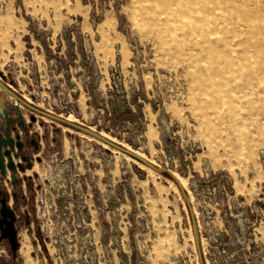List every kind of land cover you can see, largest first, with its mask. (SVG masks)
<instances>
[{"label":"rangeland","instance_id":"1","mask_svg":"<svg viewBox=\"0 0 264 264\" xmlns=\"http://www.w3.org/2000/svg\"><path fill=\"white\" fill-rule=\"evenodd\" d=\"M30 1L29 11L33 5L37 10L25 15L44 34L43 51L62 58L67 45L71 50L65 82L70 103L77 105L79 93L71 78L88 81L80 49L83 60L97 66L96 99L82 86L86 123H98L100 131L147 156L152 144L161 162L171 155L197 215L206 264H264V0ZM24 33L28 41V27ZM53 62L48 57L42 64ZM68 109L74 110L71 104ZM111 154L112 161L100 158L96 170L100 193H106L100 207L109 222L104 232L96 226L92 231L96 264H114V252L118 264H152L139 258L143 237L154 238L157 228L165 233L173 221L189 227L183 197L166 180L171 176H147L121 153ZM108 163L110 175L103 169ZM157 177L167 225L162 212L152 215L154 205L161 207ZM141 180L149 181L148 200ZM159 264L197 263L194 254L182 251Z\"/></svg>","mask_w":264,"mask_h":264},{"label":"crops","instance_id":"2","mask_svg":"<svg viewBox=\"0 0 264 264\" xmlns=\"http://www.w3.org/2000/svg\"><path fill=\"white\" fill-rule=\"evenodd\" d=\"M29 4H31L30 0H28V2L27 0H0V126L2 127L6 123L16 126L20 131L24 128H28L29 131H39L40 129L36 124V120L43 119L50 125V136L55 135L54 132L60 130L63 135L64 133H70L86 138L89 141L93 139L104 148L110 149L111 152L121 153V155L125 156L130 161H133L136 166L138 164L141 172L147 174V176L148 174L152 176L160 175L162 179L171 176V180H166L169 182V185L171 184L174 190L179 193V196L181 195L183 197L185 207L188 211L189 227L183 228L178 221L171 222L170 227L166 226L165 233H163L162 229L161 232L160 229L156 227L157 231L154 238H150L149 233L145 234L143 237L142 251H140V256H138L141 260L145 258L147 261L151 258L152 264H159L160 261L162 262L170 255H177L184 251L188 252L190 255L194 254L197 264H206L205 257L201 252L203 251V247L200 229L197 225V215L193 210V204L185 189V182L174 170H172L171 155L166 156V162H161L158 158L155 159L156 149H154L151 143L150 154L147 156V154L143 152L131 149L130 146L125 144L122 138L110 137L105 132L100 131L98 123L91 124V126L86 123V121H89L90 115L86 111L87 106L84 103L86 98H82V86L89 92L90 100L91 98L92 100L96 99L92 89H90L92 86V74L89 65L86 67L88 81H85V84L80 82L79 75L78 77L73 76L71 78L75 81L77 89L79 90L76 99L77 112L72 109H68L66 113L58 112L55 108L50 106L48 101L43 100L44 97L49 99L48 93L45 90L48 84L46 76L47 65H43L47 62L49 55L46 50L43 51L42 48L44 44L39 37L35 35L37 34L36 30L31 24V20L34 21V18L25 15V13L32 14V12L37 10L35 5H33L30 7L32 10L29 11ZM34 14L35 13H33V16ZM45 24L47 25L48 22H45ZM27 27L28 31H31L28 41L26 40L28 37H26L24 33ZM64 40L65 39L61 41L64 42ZM67 50V48L64 49V54ZM79 53L82 58V60L81 58L79 59L80 64H83V62L84 64H88L83 60L84 53L81 49ZM71 58L70 50V58L67 59L66 56L61 59L71 61ZM32 64L37 68L38 73L35 75H32L30 69ZM38 84L41 85L42 91L40 92V99L35 101L31 95L36 92L35 85ZM29 86H32L33 89L29 90ZM80 93H82L81 96ZM151 101L152 100H150V102ZM154 101L157 105L158 102L156 100ZM151 104L154 107L152 102ZM104 127L105 125L103 128ZM64 140L67 144L68 141L65 137ZM115 143H118L120 146H117ZM160 180L159 177L154 180V188L159 194L158 201H160L161 207L158 209L156 205H154L153 209L155 207V210L152 211L151 207V211L152 215H158L157 213L159 211L160 213L162 212V223L165 222L164 224L167 225V218L166 216L164 217V202L160 193L163 190ZM148 182V180H141L138 183L140 191L143 193L146 200L150 199L147 191ZM21 219L23 221V216H21ZM19 226L20 233L27 232V228L23 222ZM23 234V246L26 247L27 250H30L28 245L30 236L25 235V233ZM48 234L50 236L49 242L47 243L49 256H43L41 264H73L70 258L72 256L67 254L66 250L61 246V243L58 242L57 244H53L55 234L51 228H48ZM189 241H191V246H187ZM98 249L100 248L98 247ZM138 256L136 258H138ZM113 259L114 264H118L115 252L113 253ZM31 263L40 264L37 259L36 261H31ZM98 264H100V262H98Z\"/></svg>","mask_w":264,"mask_h":264},{"label":"water","instance_id":"3","mask_svg":"<svg viewBox=\"0 0 264 264\" xmlns=\"http://www.w3.org/2000/svg\"><path fill=\"white\" fill-rule=\"evenodd\" d=\"M33 31L35 32L34 29ZM66 34L67 31L62 32L64 39L67 41ZM35 35L44 44V34ZM43 46L45 47V45ZM67 49L65 55L69 59V45H67ZM46 52L50 58H54L55 63H50L46 67V75L48 76L46 91L49 99L44 97L43 100L48 101L50 106L58 112L66 113L70 104L74 111L77 112L76 103L68 101L67 85L65 83L69 77L67 71L69 60L61 59L48 51ZM86 65L88 66V64ZM90 65L97 73V68L92 60ZM30 69L32 75L38 73L34 64L31 65ZM59 70L64 71L59 72ZM81 82L84 84V80H81ZM92 88L93 85L90 89ZM31 89H33L32 86H29V90ZM35 89L36 92L31 97L36 101L40 99L42 87L38 84L35 85ZM70 94L72 97H76V91L71 90ZM151 102L154 106L156 105L154 100ZM36 124L40 129L39 131L29 132L28 128H24L21 129V133H16L15 142L8 139L0 142V175L4 178L7 170L10 171L12 184L18 185L21 191H24L22 186V181H24L25 192L22 198L31 199L34 207L35 202L38 201L39 205L44 206L45 209L51 212L53 216L50 217L54 224L55 234L53 244L60 242L67 254L72 256L70 258L73 264H96L97 252L92 231L94 232L95 226L98 230H103V232L109 227V222L105 216L106 208L100 207V198H102V195L106 196V193H100L98 185L100 180L96 170L99 167L100 158L108 157L112 161L111 150L108 148L101 150V148L92 146L91 142L85 141L78 135L70 133H64L63 135L60 130L54 132L55 135L50 136L51 128L47 122L37 119ZM13 130H16V128ZM3 133L8 135V129H4ZM32 136L36 137L37 140H30L33 148H26L24 139ZM64 137L68 141L67 144ZM51 143L54 149L53 155L57 152L56 157L60 155L58 158L62 160L61 163L58 161L49 164L36 158L37 167H35L31 175H23L22 177L15 175L17 171L24 173L26 169L31 170L34 167L31 161V159L33 160L34 152H39L44 160L43 155L46 150L50 149ZM59 151H61V154ZM18 159L20 161L15 163L14 160ZM104 166L103 169L107 170L109 174L108 166H112V163ZM91 171L95 172L92 174ZM108 177L110 178L111 176ZM103 181L105 182L106 178ZM88 191L91 192L92 207L96 212L95 220L91 216V208L88 204L90 196ZM13 196H15V193ZM11 215L12 213H9L4 216V213L1 212L0 243L4 239H9V243H11L13 248L15 239L11 233ZM238 226L241 227L240 233L244 234L242 224ZM231 233L234 236L235 229L233 227H231ZM45 240H48V237ZM99 240L101 242V239ZM114 243H116V237L114 238ZM32 256L34 257V253H32Z\"/></svg>","mask_w":264,"mask_h":264},{"label":"flooded vegetation","instance_id":"4","mask_svg":"<svg viewBox=\"0 0 264 264\" xmlns=\"http://www.w3.org/2000/svg\"><path fill=\"white\" fill-rule=\"evenodd\" d=\"M88 65L92 74L91 85H94L96 81L93 82V80L96 78V73L93 70L92 65H90V63H88ZM14 128H16V130H13ZM4 129H8V135H5V133H3ZM17 132L21 133V131L16 126L8 125L5 123L2 127L0 126V142L5 141L7 139L15 142L14 138ZM32 139L37 140L34 136L27 137L24 139L26 142L24 143L26 148H33V145L30 143V140ZM53 153L54 149L52 143L50 144V149L46 150V153L43 155L44 160L40 156L39 152H34L33 160L31 159L32 163L34 164V167L31 170L26 169L24 173L17 171L15 175L17 177H22L23 175H31V173L35 170V167H37L36 158L41 159L42 162L46 161L49 164L51 162L58 161H60L61 163L62 160L58 158L60 155L58 154L59 156L56 157L57 152H55V155H53ZM59 153L61 154V151H59ZM17 161L19 162L20 160H14L15 163H17ZM10 176L11 172L8 170L4 178H2L0 175V217L1 212L4 213V216H7V214L12 213L11 233L15 239V243L13 248L11 243H9V239H4L0 243V264H32L31 261H36V259L41 264L42 257L49 256V249L47 247V243L49 242L50 236L48 234V228H51L54 232V224L52 223L50 217L53 215H51V212L45 209L44 206L42 207L41 205H39L38 201L35 202L34 207L32 205L31 199H23L22 195L25 192V182L22 181L24 191H21V188L18 187V185L12 184ZM14 193L15 196H13ZM21 216H23V221L21 219ZM22 222L27 228V232L23 233H25V235L30 236L28 241L30 250H27L26 247L23 246L24 234L20 233L19 226ZM47 237L48 240H45ZM32 253H34V257L32 256Z\"/></svg>","mask_w":264,"mask_h":264},{"label":"bare ground","instance_id":"5","mask_svg":"<svg viewBox=\"0 0 264 264\" xmlns=\"http://www.w3.org/2000/svg\"><path fill=\"white\" fill-rule=\"evenodd\" d=\"M143 1V0H142ZM177 1H179V2H181V1H183V0H176V2ZM188 1H190V0H188ZM193 2L195 1L196 2V0H192ZM159 2V1H158ZM161 2V1H160ZM159 2V3H160ZM160 4H162V2L160 3ZM154 7V6H153ZM194 9H196V8H194ZM262 12V11H261ZM184 15V14H183ZM248 16V15H247ZM207 18V9H206V5L204 4V14H202V21L203 22H205V19ZM248 22V21H247ZM223 40V39H222ZM206 41V40H205ZM259 57H260V55H259ZM212 58V57H211ZM261 62V61H260ZM261 72H263V67L262 68H258L257 69V73H261ZM225 74V73H224ZM102 134V133H101Z\"/></svg>","mask_w":264,"mask_h":264}]
</instances>
